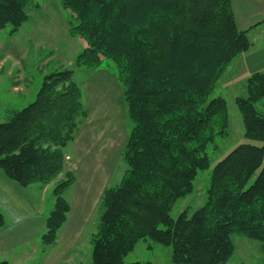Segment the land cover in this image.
Listing matches in <instances>:
<instances>
[{
	"label": "trees",
	"instance_id": "trees-1",
	"mask_svg": "<svg viewBox=\"0 0 264 264\" xmlns=\"http://www.w3.org/2000/svg\"><path fill=\"white\" fill-rule=\"evenodd\" d=\"M34 2L0 0V31L11 26L16 34ZM61 2L71 14V36L86 43L76 65L98 70L106 60L115 63L131 125L123 153L128 168L119 186L104 191L92 264H126L146 240L171 248L173 264H228L236 234L264 243V114L256 107L264 98V69L236 99L249 143L215 166L201 207L171 216L178 200L194 192L199 171L209 169L207 147L228 133L226 100L210 98L234 59L252 46L232 0ZM74 76L70 69L46 75L35 101L0 122V168L23 188L48 185L64 171L65 148L88 116ZM75 181L67 172L54 188L45 246L57 242L68 219L65 194Z\"/></svg>",
	"mask_w": 264,
	"mask_h": 264
},
{
	"label": "rangeland",
	"instance_id": "rangeland-1",
	"mask_svg": "<svg viewBox=\"0 0 264 264\" xmlns=\"http://www.w3.org/2000/svg\"><path fill=\"white\" fill-rule=\"evenodd\" d=\"M28 14V21L16 34H10L11 26L0 31V122L7 121L13 110L25 108L35 101L46 75L70 69L75 70L74 80L82 89L83 102L87 111L98 114L102 110L111 112L110 107H119L118 112L113 110L111 115H100L105 116L110 124L117 125V127H126L127 125L130 130L126 102L118 105L115 103L113 95L109 94V100L103 103L106 109H100L97 108L100 88L89 92L85 89L88 81L91 80L93 85L98 79L102 81L108 76L101 75L92 79L93 70L90 67L76 65V58L84 50L86 43L71 36V14L63 8L61 0H35L34 4L28 7ZM103 67L102 69H108L117 76V67L114 62L106 60ZM247 77L248 73L239 72L236 70L235 64H230L218 81L210 99L221 96L226 100L229 114L228 133L226 136L216 137L215 141L207 147L206 154L210 159V167L207 170L199 171L195 180L194 192L178 200L171 212L173 219L176 220L185 210H188L191 216L196 209L201 207L207 200V191L215 166L239 145L249 143L245 138L243 117L236 104L238 97L246 96ZM107 85L104 81L103 86ZM106 94L108 95V93ZM103 95L104 93L102 94L104 100ZM88 97L92 99V104ZM86 98L89 101V108ZM256 107L258 112L263 115L264 98L256 104ZM81 121L82 124L85 120ZM65 152V168L53 181L55 182L54 187L60 181L66 180L67 172L78 174L79 171V168L74 167L76 157L74 158L72 142L65 148ZM114 168H116L115 174L108 185L109 188L119 186L128 168L123 155L115 162ZM37 185L39 186L36 187H42L43 184L38 183ZM53 192L54 188L48 192L45 201L40 196L26 193L24 202L20 203L23 206L22 211L20 208L14 210L2 207L1 212L5 217V223L0 226V262L7 261L9 264H92V240L98 231L104 209L99 205L97 210H94L91 221L75 245L73 244L75 241L70 243L59 239L54 245L45 246L42 243V236L46 232L47 216L55 206L56 198ZM71 193L72 190L69 189L65 194L69 202ZM30 208L31 212H29ZM232 240L235 252L228 264H264V243L237 234L232 236ZM136 262L173 264L172 250L150 240L141 241L134 252L125 259L126 264Z\"/></svg>",
	"mask_w": 264,
	"mask_h": 264
},
{
	"label": "crops",
	"instance_id": "crops-1",
	"mask_svg": "<svg viewBox=\"0 0 264 264\" xmlns=\"http://www.w3.org/2000/svg\"><path fill=\"white\" fill-rule=\"evenodd\" d=\"M232 6L237 25L241 30H248L252 46L247 52L236 57L231 64H235L237 71L248 73L246 78L248 80L253 73L264 69V0H232ZM101 75L111 79L108 77L102 81L98 79L93 85L90 80L85 87L88 92L100 88L97 108L106 109L103 103L109 100V94L113 95L118 105L126 102L123 86L115 73L108 69L92 71V79ZM104 81L108 84L107 86H103ZM88 98L92 104V99ZM86 103L89 108L87 98ZM110 109L111 112L102 110L98 114L88 112L87 118L79 126L75 140L72 142L74 158L76 157L74 167L79 168V171L74 185L70 188L72 190L71 210L66 223L60 230L58 240L63 239L70 243L75 241L74 245L77 243L91 221L92 213L101 205L104 191L109 188L108 185L115 174V162L124 153L130 130L127 125L117 127L109 123L103 115H111L113 110L118 112L119 107H110ZM54 184L55 182L41 185L42 187H36L39 185L34 184L30 188H23L8 178L0 168V210L2 211V207H5L14 210L20 208L22 211L23 206L20 203L24 202L26 193L40 196L45 201L48 192L55 188Z\"/></svg>",
	"mask_w": 264,
	"mask_h": 264
}]
</instances>
